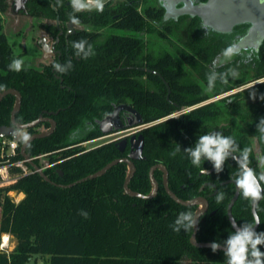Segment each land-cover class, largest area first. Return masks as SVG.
<instances>
[{
    "label": "trees",
    "instance_id": "obj_1",
    "mask_svg": "<svg viewBox=\"0 0 264 264\" xmlns=\"http://www.w3.org/2000/svg\"><path fill=\"white\" fill-rule=\"evenodd\" d=\"M14 1L16 7L17 0ZM208 1L197 0V5ZM137 3L128 0L113 6L112 1H108L104 3L103 11H76L70 0H25L24 6L16 9L38 19L40 27L53 37L59 31L54 24L56 20L63 30L56 45L60 58L40 71L31 67L20 71L9 69V64L16 58L0 18V93L7 89L20 93L21 105L15 113L18 124H29L40 116L51 118L56 124L52 133L33 140L25 150L30 158L46 155L47 164H53L43 170L50 182L26 163L31 169L29 173L21 175L9 186L0 187V264H28L36 255L46 257L47 264H227L225 251L214 253L212 248L192 245L194 230H173L180 212L195 214L199 207L184 206L171 199L165 191L160 169L153 172L158 190L150 198L132 196L124 191L129 173L125 163L116 164L100 177L62 187L101 170L115 159L127 157L128 148L121 153L115 141L90 149L81 146L102 136L97 120L109 114L113 105L121 103L130 104L141 115L144 124L159 121L140 131L145 143L143 158L134 162L129 190L150 195L153 186L149 171L155 165L164 166L169 189L176 198L183 201L205 198L208 201L207 212L197 222L198 243L222 242L234 231L228 220L227 206L235 186L224 183L235 180L239 164L228 157L221 171L200 174L201 169H210L213 163L202 159L199 166H194L184 149L193 147L201 135L220 133L233 138L234 153L239 157L245 148L250 149L248 166L258 176L264 173V163H261L264 160V132L260 130L264 121V82L176 118L165 119L186 107L263 79L264 38L252 51L255 75L250 81L233 82L228 68L213 69L208 60L229 47L236 49L231 58L245 52L238 50L236 31H206L199 23L202 18L195 15L184 30L192 43L190 52L176 49L174 55L163 52L154 56L145 51L141 37L133 33L140 34L150 22L164 19L165 10L148 6L141 12ZM8 8V0H0L1 13ZM72 16L79 23H73ZM184 16L186 14L181 15ZM76 25H88L92 29L76 28ZM240 25L247 24L236 26ZM69 29L73 31L66 37ZM103 29L108 32L104 33ZM164 30L159 35L165 40L172 29L166 27ZM81 39L87 40L93 49V54L87 58L82 54L78 56L73 47V42ZM201 55L206 57L205 64L199 59ZM69 62L71 68L66 72H59L54 67L56 63L63 66ZM185 66H197L199 71H205L202 84L188 80ZM213 76V85L209 87V78ZM164 81L169 86V94ZM252 92L261 93L259 105L240 104L243 95ZM15 105L16 97L12 94L1 100L0 127L11 125ZM233 114L238 121L245 122L247 133L238 130L236 123L226 127L219 125L222 120H231ZM40 127L48 129L50 123L42 121L35 128H29L27 133L30 136L40 133ZM23 144L18 139L15 155H0V165L6 164V160L9 163L23 160L20 152ZM34 163L39 168L44 167L41 159ZM9 171L12 175L22 174L15 166H10ZM9 192L21 193L24 197L15 203ZM220 193H223V199L217 201ZM257 212L261 223L256 232H264V196ZM232 215L240 227L254 223L251 200L245 198L241 190ZM3 235L16 242L10 252L1 248ZM221 246L225 247L223 243ZM260 249L264 251V245Z\"/></svg>",
    "mask_w": 264,
    "mask_h": 264
},
{
    "label": "rangeland",
    "instance_id": "obj_2",
    "mask_svg": "<svg viewBox=\"0 0 264 264\" xmlns=\"http://www.w3.org/2000/svg\"><path fill=\"white\" fill-rule=\"evenodd\" d=\"M25 0H17L16 1V7H15V1L8 0L9 8L5 13H1L0 11V18L3 22V31L7 37L8 44L13 48L14 56L16 59H23L24 63L22 68L25 67H31L35 70L40 71L43 66L48 65L53 60V57L51 53L47 52L45 50L44 45H48L52 43V39L48 37L47 33L44 32V30H41L40 28V22L38 19L30 17L28 15H25L21 13L20 9L24 6ZM72 2V0H70ZM108 1H112L113 6H118L121 3L128 1V0H102L103 4L107 3ZM138 1L137 7L141 12L148 7L152 6L156 9H164L167 10V4L171 3L170 10L167 13V16L164 19L158 20V21H152L147 26V29L143 31L140 34L133 33L135 36L138 35L141 37L144 45V49L147 53H150L154 56H158L159 54L163 52H170L171 54H175L176 49L186 50L190 52V47L192 46V43L188 40L187 33H184V30L186 27L191 23L193 16L190 12L186 13V16L181 17V14L179 15V11H174L173 9L181 8L179 6L182 2V0H135ZM189 5L196 6L197 0H186ZM86 3L89 4V8L84 10H93L95 8V0H85ZM192 10V8H189ZM184 15V14H182ZM199 23L203 24L206 31L212 30L213 28L209 25H206L202 19H200ZM170 27L172 30L171 34H168L167 38L165 40L159 35L160 32H165V28ZM76 28H85V29H92L88 25H76ZM239 28V27H238ZM249 29V25L247 24L244 27H241V29L237 30L236 33L239 32V36L241 38L238 39V50H244L245 52L238 56V57H228L225 56L224 53L216 52L213 54L208 60L209 66L213 69H216V67H222L228 68V74L233 75L232 73L235 72L236 75H233V82H240V81H250V78H252L255 75L254 71V62H252L253 59V50L258 47V45L261 43L259 41H254L253 39L246 38V35L242 37L243 34L247 33V30ZM214 30V29H213ZM104 33H107V29H103ZM192 33V31H191ZM242 39V40H240ZM39 40V42H38ZM40 43V44H39ZM42 45V48L41 46ZM221 53V54H220ZM205 56L201 55L199 56V59L201 63H206ZM198 59V58H197ZM21 68V69H22ZM185 69L187 70L189 74V81L198 82L202 84L203 77L205 75V71H199L197 66L195 68L185 66ZM231 81V82H232ZM264 79H261L259 81H252L250 83H247L243 86L236 87L233 89L230 93L234 92H243L245 89L251 88L252 85L258 83H263ZM230 82V83H231ZM232 84V83H231ZM210 94H212L211 90H208ZM225 95H229L225 94ZM221 95L219 97L211 98L209 101H216L219 98L225 96ZM261 97L260 92H252L250 94L243 95L242 100L240 101V104L247 105L249 107H253L254 105H259V99ZM231 120H222L219 125L220 126H228L231 123H236L237 129L241 130L242 132L247 133V126L245 122L238 121L236 116L233 114L230 117ZM232 121V122H231ZM122 133L114 134L108 137L103 138L102 140H98L96 142H91L83 145L85 149H90L93 147H96L100 144H103L108 141H113L118 138H120ZM17 139H20L19 136H17ZM47 157H43L41 159V162L45 166L47 164ZM9 196L13 199L15 203H18L21 201L24 197L23 194H18L15 192H10ZM4 237H7V241H4ZM3 243V249L7 252H10L15 247V241L8 235H3L1 237V245ZM28 264H47L46 263V257L36 255L32 256L30 262Z\"/></svg>",
    "mask_w": 264,
    "mask_h": 264
},
{
    "label": "water",
    "instance_id": "obj_3",
    "mask_svg": "<svg viewBox=\"0 0 264 264\" xmlns=\"http://www.w3.org/2000/svg\"><path fill=\"white\" fill-rule=\"evenodd\" d=\"M257 1L258 0H209L205 4L197 5L195 7H196V9H201L203 11L202 13H204V14L197 12V15L203 19V21L206 25L211 26L213 29H215L217 31L228 32L236 24L254 21L253 17H254V15H256V13H254V10H255L254 7L257 5V3H256ZM214 4H216V10L218 13H220V16L215 15L214 17H210L208 14H206L207 15L206 16L205 13L211 11L210 7ZM258 4L261 5V11H262V13H264V0H259ZM219 6H221V7H219ZM217 7H219V9H217ZM206 9L208 10L207 12H206ZM187 12H190V11L179 10V14H181V15L186 14ZM190 13L193 15L195 14L193 11H191ZM251 15H253V16H251ZM256 20L257 19H255V21ZM70 32H72V31L69 30L68 34ZM164 83L168 88V94H169V92H170L169 86L165 81H164ZM9 94H12L16 97V105H15V107L11 113V125L0 127V138L1 139H9V138L17 139V135H16L17 131H20V130L23 131V130H27L29 128H33L40 121L43 120L40 117L39 119H37V120H35L29 124H24V125L18 124L15 121V113L18 111V109L21 105V96H20L19 92L14 90V89H7V90H4L3 92L0 93V102L6 95H9ZM122 111L130 113L132 116H134V120L129 119L127 125H124L123 122L121 121L120 117H119V113ZM50 122H51L52 127H51L49 132L32 135L30 137L29 141L27 143H24L20 148V152H21L23 159L26 160L30 164V166L33 168V170L36 173H38L47 182H50L49 179L44 175L42 169L39 168L34 162H32L30 160V158L27 155V153L25 152V150H26V147L30 144V142H32L33 140H35L37 138H41L43 136H46L53 131V129L55 128V122L52 120H50ZM97 124L99 126L100 132L103 135H108V134L113 133V132L125 130L126 128H131V127H135V126L141 127V126H143V120H142L141 115L136 110H134L131 106L126 105V104H120V105H114L113 111L110 114H108L107 116H105L103 119L98 120ZM129 143H130V153L128 155V159H126V158L115 159V160L111 161L110 163H108L101 170H99V171H97L91 175H88L87 177L82 178V179L76 181L75 183H72L68 186H62V187H64V188L71 187L74 184L85 182L87 180H91V179L100 177V176L104 175L108 170H110L116 164L126 163L128 166V169H129V173H128V176L124 182V191L127 194L132 195V196H137L140 198H150L158 190V185H157V183L153 177V171L158 168L164 172V188H165L166 193L168 194V196L171 199H173L175 202H177L181 205H184V206H200L201 207V209H199L195 213L196 217H197V221H198L200 215L202 213H204L208 208L207 200L200 198V199H194L191 201H183V200L176 198L172 194V192L170 191V189L168 187L167 171L160 165L153 166L150 169L149 177H150L151 184L153 186V190H152V193L150 195L143 196V195H140L137 193H133L131 190H129L128 184H129V181H130L132 175L134 174V170H135L133 161L139 160L142 157V152L144 149V138L142 135H139L138 137L132 136ZM126 145H127V140H125V139L122 140L120 142V151H123L124 148L126 147ZM229 156H231L238 163V160L240 158L237 155L233 154L230 151ZM214 170H215V168L213 166L210 170H207V171L202 172V173L209 174V173L213 172ZM227 183H234V185H235L234 196L231 198V200L227 206V216H228V220H229L233 230L236 231L241 227H239L234 220V217L232 215V208H233L235 202L237 201V199L239 197L240 189L237 187L235 180L227 181ZM262 196H263V192H262ZM260 200L257 201L255 204L253 202H251V212H252L253 217L255 215H258L257 214V205L260 202ZM258 226H259V224H256L254 226L255 231L258 228ZM196 232H197V225H196V228L193 231V234L191 237L192 245L195 247H199V248H211V243H198L196 241ZM218 250L226 251V248L221 246Z\"/></svg>",
    "mask_w": 264,
    "mask_h": 264
},
{
    "label": "clouds",
    "instance_id": "obj_4",
    "mask_svg": "<svg viewBox=\"0 0 264 264\" xmlns=\"http://www.w3.org/2000/svg\"><path fill=\"white\" fill-rule=\"evenodd\" d=\"M72 7L76 11H81L89 8V4L85 0H72ZM95 8L98 11H103L104 4L102 0H95ZM73 23H79L75 16L71 17ZM87 45V48L85 47ZM73 47L77 50L76 54L83 55L85 58L93 54V49L87 40L81 39L73 42ZM236 49L229 47L225 49V56H232L235 54ZM23 59H13L9 64V69L14 71H20L23 66ZM55 69L59 72H66L71 68V62L66 65L56 63ZM236 75L235 72L232 73ZM214 76L209 78V87L213 85ZM264 132V121L260 129ZM17 136L22 142L27 143L30 139V135L26 131H17ZM233 138L230 136H223L220 133H208L199 136L193 147L184 149V152L188 154L192 165L199 166L203 160L211 161L217 172L222 170L224 162L228 159L229 152L235 151L233 148ZM250 149L245 148L242 152L240 159L238 160L239 169L235 174V180L237 187L242 191L245 198H249L254 204L262 198V192H264V173L259 176L254 169L248 166V157ZM264 163V160L261 161ZM205 169H201V172H205ZM223 199V193L217 195V201ZM82 215L87 216L86 212H82ZM253 222H249L243 225L236 231L229 234L225 241L214 240L211 243L212 251L215 253L220 247L221 243L224 244L227 257V264H264V251H261L260 246L264 245V232H256L255 225L260 224V218L258 215L253 217ZM197 217L192 211L180 212L176 217L173 230L176 232L181 229L195 230L197 225Z\"/></svg>",
    "mask_w": 264,
    "mask_h": 264
},
{
    "label": "flooded vegetation",
    "instance_id": "obj_5",
    "mask_svg": "<svg viewBox=\"0 0 264 264\" xmlns=\"http://www.w3.org/2000/svg\"><path fill=\"white\" fill-rule=\"evenodd\" d=\"M168 2L169 1H171V0H167ZM180 1V0H179ZM182 2L183 3H181V8H176V9H173L174 11H179V10H186V11H193L195 14L193 15L192 14V16H195V15H197V12L199 13H202L203 11L201 10V9H196V7L195 6H192L191 7V5H189L188 3H187V1L186 0H182ZM218 2V1H217ZM258 2H259V0L256 2L257 3V5L254 7V13H256V15H254V17H253V19H254V21L253 22H247L246 24H248L249 25V29L247 30V33H245V34H243L242 35V37L243 36H245L246 35V38H248V39H253L254 41H259V42H261L262 41V39L264 38V13H262V11H261V5L260 4H258ZM170 6L172 5L171 3L169 4ZM218 5V4H217ZM170 6H168V4H167V7H166V11H165V14H166V16H167V13L170 11V10H172V9H170ZM197 6V5H196ZM226 6V5H225ZM219 7H221V6H219ZM219 7H217V9H219ZM189 8H192V10L191 9H189ZM210 9H211V11H209V12H207L208 10L206 9V12L207 13H205V15L206 14H208L210 17H214L215 15H217V16H220V13H218L217 12V10H216V4H214V5H212L211 7H210ZM257 10V11H256ZM256 11V12H255ZM205 12V11H204ZM202 14H204V13H202ZM249 14V13H248ZM26 15V14H25ZM180 15V14H179ZM207 16V15H206ZM222 16V15H221ZM251 16H253V15H251ZM255 19H257L256 21H255ZM54 24H55V26L57 27V29H59V31L57 32V34L53 37V36H51L45 29H43V28H40L41 30H44V32H46L47 33V35H48V37L49 38H51L52 39V43L51 44H49L48 43V45H46V51L48 50V52L49 53H51V55H52V57H53V60L51 61V63L55 60V59H59L60 58V56H61V53H60V50H58V49H56V45L58 44V42H59V39H60V37L63 35V30L60 28V26H59V22L56 20L55 22H54ZM236 25H239V24H236ZM236 25H234L233 27H232V29H231V31L233 32V30L234 31H236V29L238 30H240L241 29V27H244L245 25H243V26H236ZM235 27V28H234ZM239 27V28H238ZM69 30H71V31H73L72 29H69ZM68 30V31H69ZM68 31H67V33H66V37L70 34V33H72V32H70L69 34H68ZM239 32H237V36H238V38H241L240 36H239V34H238ZM240 40H242V39H240ZM38 42H39V40H38ZM237 46L239 47V45L237 44ZM259 46V45H258ZM255 49H257V47L255 48ZM50 64V63H49ZM48 64V65H49ZM44 67V66H43ZM26 68V67H25ZM264 79V78H263ZM261 80V79H260ZM256 81H259V80H256ZM264 82V81H263ZM258 84H260V83H258ZM256 84H254V85H252V87L253 86H255ZM232 91V90H231ZM231 91H229V92H226V93H224V94H221V95H225V94H228L229 93V95H225V96H223V97H221V98H219V99H222V98H225V97H227V96H230V95H233V94H236V93H238V92H234V93H230ZM20 94V93H19ZM221 95H219V96H221ZM21 96V95H20ZM219 96H216V97H219ZM212 98H215V97H212ZM211 99V98H210ZM210 99H208L207 101H205V102H202V103H200V104H197V105H195V106H192V107H186V108H184V109H182V110H179V111H177V112H175V113H173V114H171V115H169L168 117H166L165 119H167V118H176V117H178V116H180V115H182V114H184V113H187V112H190L191 110H193V109H195V108H198V107H200V106H203V105H205V104H208V103H210V102H216V101H218V100H216V101H209ZM121 104H126V105H129V106H131L130 104H128V103H121ZM117 105H120V104H117ZM113 107H114V105H113ZM132 107V106H131ZM133 108V107H132ZM134 109V108H133ZM135 110V109H134ZM112 111H113V109H112ZM111 111V112H112ZM181 111H183V112H181ZM110 112V113H111ZM109 113V114H110ZM108 115V114H107ZM106 115V116H107ZM43 120L42 121H47V122H49L50 123V127L48 128V129H45L44 127H40V128H38L41 132L40 133H46V132H49L50 131V129H51V127H52V125H51V122H50V120H52V121H54L53 119H51V118H44V117H42V116H40ZM39 117V118H40ZM119 117H120V119H121V121L123 122V124L124 125H127V123H128V121H129V119H131V120H134V116H132L130 113H128V112H125V111H122V112H120L119 113ZM38 118V119H39ZM104 118V117H103ZM102 118V119H103ZM101 120V119H100ZM143 120V119H142ZM42 121H40V122H42ZM98 121V120H97ZM39 122V123H40ZM55 122V121H54ZM157 122H159V121H157ZM157 122H154V123H150V124H144L143 123V126H141V127H131V128H126L125 130H120V131H117V132H113V133H110V134H108V135H103L102 134V136L101 137H99V138H96V139H93V140H90V141H87V142H84V143H82L81 144V146L83 147V145L85 146V144H87V143H91V142H96V141H98V140H102L103 138H105V137H108V136H111V135H114V134H119V133H122V134H124V135H122L120 138H118V139H116V140H113V141H108V142H105V143H109V142H117V146H118V149H119V151H120V142L122 141V140H127V145H126V147L124 148V150L123 151H120L121 153H123L127 148H128V150H129V152H128V154H127V157H123V158H126V159H128V155H129V153H130V143H129V141H130V139H131V137L132 136H135V137H138L139 135H142V134H140V131L142 130V129H144V128H146V127H149V126H151V125H153V124H155V123H157ZM38 123V124H39ZM37 124V125H38ZM36 125V126H37ZM98 125V124H97ZM35 126V127H36ZM55 126H56V124H55ZM35 127H33V128H35ZM98 128H99V126H98ZM28 130V129H27ZM27 130H23V131H26L27 132ZM55 130V128L53 129V131ZM52 131V132H53ZM51 132V133H52ZM40 133H37V134H40ZM35 135V134H34ZM32 136V135H31ZM30 136V137H31ZM144 138V137H143ZM104 144V143H103ZM145 144V143H144ZM101 145V144H100ZM99 146V145H98ZM83 148H85V147H83ZM143 151H144V149H143ZM233 154H235V155H237L236 153H234L233 151H231ZM238 156V155H237ZM228 157H230V158H232L231 156H228ZM239 157V156H238ZM143 158V152H142V157H141V159ZM240 158V157H239ZM120 159V158H119ZM233 159V158H232ZM140 160V159H139ZM234 160V159H233ZM135 161H138V160H134L133 161V164H134V162ZM235 161V160H234ZM236 162V161H235ZM237 163V162H236ZM126 164V163H125ZM51 166H49V167H52L53 166V164H50ZM127 165V164H126ZM156 166V165H155ZM160 166H162V165H160ZM48 167V168H49ZM165 170H166V168L164 167V166H162ZM212 167H213V165H212ZM211 167V168H212ZM134 168H135V166H134ZM210 168V169H211ZM251 168V167H250ZM46 168H44L43 170H45ZM158 169V168H157ZM210 169H206V171L207 170H210ZM42 170V171H43ZM161 170V169H160ZM135 171V170H134ZM162 171V170H161ZM167 171V170H166ZM215 171V170H214ZM213 171V172H214ZM150 172V171H149ZM154 172V171H153ZM163 172V171H162ZM213 172H211V173H213ZM58 173L60 174L61 172L60 171H58ZM211 173H209V174H211ZM62 174V173H61ZM60 174V175H61ZM200 174H205V173H202V172H200ZM205 175H208V174H205ZM150 178V177H149ZM167 179H168V172H167ZM231 180H234V179H230V180H227V181H231ZM227 181L224 183V184H227ZM236 181V180H235ZM151 182V181H150ZM157 183V182H156ZM163 184H164V172H163ZM230 184V183H229ZM231 184H234V183H231ZM158 185V184H157ZM235 186V185H234ZM169 187V186H168ZM153 190V189H152ZM235 193V192H234ZM214 194H216V190L214 191ZM239 195H240V193H239ZM234 196V195H233ZM263 196H264V192H263ZM263 196H262V198H263ZM239 198V197H238ZM262 198H261V200H262ZM196 199H200V198H196ZM203 199H205V198H203ZM206 200V199H205ZM238 200V199H237ZM260 200V201H261ZM252 202V201H251ZM207 203H208V201H207ZM236 203V202H235ZM260 203V202H259ZM258 203V204H259ZM235 205V204H234ZM209 206V205H208ZM258 206V205H257ZM199 207V209H201V207L200 206H198ZM207 210H208V208H207ZM207 210L205 211V212H207ZM204 212V213H205ZM252 213V212H251ZM203 214V213H202ZM201 214V215H202ZM257 214H258V212H257ZM200 215V216H201ZM235 220V219H234ZM236 222V221H235ZM240 227V226H239Z\"/></svg>",
    "mask_w": 264,
    "mask_h": 264
},
{
    "label": "built area",
    "instance_id": "obj_6",
    "mask_svg": "<svg viewBox=\"0 0 264 264\" xmlns=\"http://www.w3.org/2000/svg\"><path fill=\"white\" fill-rule=\"evenodd\" d=\"M181 112H183V111H181ZM17 148H18V139H15V140L2 139L1 147H0V155H1V157L13 156V155H15ZM43 157H46V155H41V156H37V157H33V158L29 157V158L32 162H34V160L42 159ZM5 163L6 164L0 165V187H5V186H9V185L13 184L14 182H16V180L21 175H25L31 171V169H29L26 165V163H28V162L24 159L21 161H17L15 163H9V160H6ZM10 166H15V167L19 168L22 171V174L12 175L9 171ZM49 166H51V165L47 164L41 169L43 170L44 168H48ZM9 194H10V192L8 193V195ZM1 248H3V243L1 245Z\"/></svg>",
    "mask_w": 264,
    "mask_h": 264
},
{
    "label": "bare ground",
    "instance_id": "obj_7",
    "mask_svg": "<svg viewBox=\"0 0 264 264\" xmlns=\"http://www.w3.org/2000/svg\"><path fill=\"white\" fill-rule=\"evenodd\" d=\"M4 241H5V242L7 241V237H4Z\"/></svg>",
    "mask_w": 264,
    "mask_h": 264
},
{
    "label": "crops",
    "instance_id": "obj_8",
    "mask_svg": "<svg viewBox=\"0 0 264 264\" xmlns=\"http://www.w3.org/2000/svg\"><path fill=\"white\" fill-rule=\"evenodd\" d=\"M40 44V43H39ZM41 46V48H42V45H40ZM44 47H45V49H46V45H44ZM47 52H48V50H47Z\"/></svg>",
    "mask_w": 264,
    "mask_h": 264
}]
</instances>
